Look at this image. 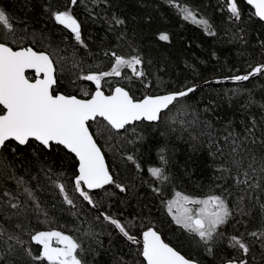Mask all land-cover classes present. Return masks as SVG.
<instances>
[{"label": "snow or ice", "instance_id": "obj_1", "mask_svg": "<svg viewBox=\"0 0 264 264\" xmlns=\"http://www.w3.org/2000/svg\"><path fill=\"white\" fill-rule=\"evenodd\" d=\"M134 3L136 11L124 0L0 7V166L10 169L9 154H30L39 162L32 179L42 173L53 193L41 203L24 177L5 173L16 190H0V264H264V83L259 100L247 87L264 81V0ZM164 6L213 39L219 31L205 13L219 10L242 63H221L210 45L206 58L176 71L168 52L194 41L153 14ZM89 20L104 26L97 51L96 36L84 34ZM212 62L220 75L205 76L199 66ZM225 83L235 87H213ZM225 104L231 115H221ZM156 133L186 136L194 153L206 146L212 174L203 195L177 190L167 142L156 149L158 165L144 169L141 152Z\"/></svg>", "mask_w": 264, "mask_h": 264}, {"label": "trees", "instance_id": "obj_2", "mask_svg": "<svg viewBox=\"0 0 264 264\" xmlns=\"http://www.w3.org/2000/svg\"><path fill=\"white\" fill-rule=\"evenodd\" d=\"M15 0H0V7H7L9 11H12V5ZM22 2V0H21ZM36 2V0H34ZM161 0H157V4H159ZM189 2H193V0H189ZM195 3L208 2V0H194ZM124 3L128 4L129 7L126 11H136L137 6L134 3V0H124ZM211 5H215L217 0H210ZM92 5L90 4L89 7ZM153 9H155V5H153ZM99 9H97L98 11ZM26 11V10H25ZM34 11H38V6L34 9ZM78 12L81 13V19H84L86 13H83V9H78ZM164 14L170 18L171 26L174 31H179L180 35L184 38H191L194 43L190 50L181 51L179 44L176 47H173L168 55L171 56L172 60L176 62L177 68L176 71H180L184 69V63L187 61L188 63L192 62L193 56H199L201 58H206L207 49L210 45H214L216 50L219 52L221 56V63H223L224 59L227 58L229 64L236 65L241 64L242 62L237 59L236 51L240 49V44L232 41V32L226 31L227 25L224 23L226 17H224L219 10H214L213 7H208L206 10V15H210L213 17L215 24L217 25L219 35L215 39L206 37L203 35L201 30L187 22H183L179 20V17L174 14L173 11L169 10L166 6H164L160 11H153V14L159 18L161 14ZM25 12L20 10L19 4L16 5L15 15L17 17L23 18ZM32 13H29L31 16ZM183 24L184 27L181 28L180 25ZM155 26V25H154ZM35 27L39 28L40 25L37 24ZM89 33L96 36V43H92L89 41L90 46L93 48V51L98 50L99 38L104 35V26L99 23H92L90 20L85 24L84 34L87 38ZM255 33L253 34L254 39ZM196 44H202V47H196ZM120 51H125V49H120ZM81 55H86L81 52ZM100 59H104L101 55ZM107 66V62L105 63ZM201 72L205 76H211L213 73L220 75L218 68L215 66V62H212L208 65H200ZM175 76V73L173 74ZM264 83V81L253 80L250 83H247V87L253 88L255 86L256 99L259 100L261 98V90L259 85ZM213 87H218L221 91L226 88L235 87V85L231 83H225L223 85H213ZM205 95H208L209 92L206 89ZM199 93H197V97H199ZM215 95V93H212ZM256 109H253L255 111ZM234 110L228 109L227 105L223 106V110L221 111V115L224 112H227L229 115L232 114ZM237 120L239 119V113H236ZM161 130L164 131L165 128L161 125ZM168 143L170 151L167 153L168 158L170 160L169 170L177 177V180L174 182L177 190L184 191L186 193H193L197 195H203L204 192L208 190L207 186L209 185V178L212 174L209 165L211 164V158L207 155V149L205 146L204 151L201 152H193L190 148V144L187 142V137L181 140L176 136H171L170 138L162 137L159 133L154 134L149 138V142L144 146V149L141 152L140 162L144 169L151 164L153 166L158 165V159L156 156V149L158 146ZM103 143V141H101ZM130 147V146H129ZM109 164L113 163V156L111 153L107 154ZM118 157L116 160L118 161ZM8 163H10V169H5L3 166H0V190H3L5 187L10 190H16L15 181L7 179L5 176L6 172L15 171L17 176H22L29 183L28 187L32 188L36 191V195L40 198L41 203L47 202L49 205L53 202V193L52 189L45 181L44 176L40 173L39 182L33 180L32 177L36 176L39 172V162L35 161L30 154L25 153V155L18 159H13L11 154L8 155ZM53 167V169L57 172L61 171V161L59 159H54L52 161H48ZM115 166L119 167L117 163ZM185 169L191 173V177L185 175ZM70 173V170H68ZM123 174V170H122ZM147 178V177H146ZM41 186V189H37V184ZM204 185L203 191L201 188L197 187V185ZM171 187V186H169ZM20 199L23 200V189L20 190ZM147 191V190H142ZM154 215H160L161 218L164 216L163 210L160 208V201L158 199H154L153 203L150 204ZM131 211V209H129ZM65 220H70L69 217H65ZM170 219V218H169ZM63 222V221H61ZM71 225L69 224V228ZM175 227V226H173ZM67 231V229H65ZM166 240L169 239V236L166 234L164 237ZM103 260H108L109 257H103Z\"/></svg>", "mask_w": 264, "mask_h": 264}]
</instances>
